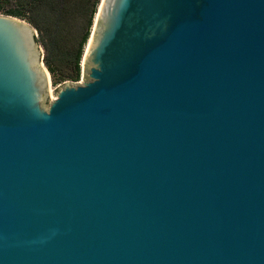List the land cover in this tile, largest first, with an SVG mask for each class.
Segmentation results:
<instances>
[{
  "label": "water",
  "instance_id": "obj_1",
  "mask_svg": "<svg viewBox=\"0 0 264 264\" xmlns=\"http://www.w3.org/2000/svg\"><path fill=\"white\" fill-rule=\"evenodd\" d=\"M100 6L50 105L0 14V264H264V0Z\"/></svg>",
  "mask_w": 264,
  "mask_h": 264
},
{
  "label": "rangeland",
  "instance_id": "obj_2",
  "mask_svg": "<svg viewBox=\"0 0 264 264\" xmlns=\"http://www.w3.org/2000/svg\"><path fill=\"white\" fill-rule=\"evenodd\" d=\"M85 1L59 0V6L56 5L59 7V13H55V15H58L59 26L57 27L56 24H52L54 29L51 32H41L36 29L37 43L43 51L42 61L51 77V90L48 96L49 105L57 99L59 92L66 85L79 86L87 81L88 74L82 68L83 59L81 61V72L78 79H76L75 64L80 43L87 33L89 14L79 11L80 4L85 3ZM99 6L97 7L98 10ZM61 8L65 10L61 12ZM95 19L90 31L88 44L93 33ZM88 44L84 46V53H86ZM51 68L55 69L56 72L52 73Z\"/></svg>",
  "mask_w": 264,
  "mask_h": 264
},
{
  "label": "trees",
  "instance_id": "obj_3",
  "mask_svg": "<svg viewBox=\"0 0 264 264\" xmlns=\"http://www.w3.org/2000/svg\"><path fill=\"white\" fill-rule=\"evenodd\" d=\"M102 0H86L85 3L80 4V12L89 14L87 33L85 34L76 57V79L80 77L81 61L84 56V46L88 44L90 38V31L93 27L94 19L98 13L97 7ZM59 0H0V14L12 16L23 21H27L35 29L41 32H51L54 29L52 24L59 26ZM61 8V12L64 11ZM51 72L56 70L51 68Z\"/></svg>",
  "mask_w": 264,
  "mask_h": 264
},
{
  "label": "bare ground",
  "instance_id": "obj_4",
  "mask_svg": "<svg viewBox=\"0 0 264 264\" xmlns=\"http://www.w3.org/2000/svg\"><path fill=\"white\" fill-rule=\"evenodd\" d=\"M102 2H103V0L101 1V4H102ZM101 6H99V8H100ZM92 40H93V34H92V36H91V39H90V41H89V44H88V47H87V50H86V53H85V55H84V57L86 56V54L88 53V50H89V48H90V46H91V44H92ZM51 90V89H50Z\"/></svg>",
  "mask_w": 264,
  "mask_h": 264
}]
</instances>
